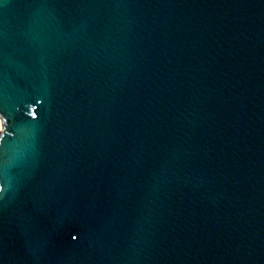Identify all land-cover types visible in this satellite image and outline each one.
<instances>
[{
	"label": "water",
	"instance_id": "95a60500",
	"mask_svg": "<svg viewBox=\"0 0 264 264\" xmlns=\"http://www.w3.org/2000/svg\"><path fill=\"white\" fill-rule=\"evenodd\" d=\"M0 117V264H264V0H0Z\"/></svg>",
	"mask_w": 264,
	"mask_h": 264
},
{
	"label": "clouds",
	"instance_id": "9594fccd",
	"mask_svg": "<svg viewBox=\"0 0 264 264\" xmlns=\"http://www.w3.org/2000/svg\"><path fill=\"white\" fill-rule=\"evenodd\" d=\"M4 132V128H3V118L0 117V134H2ZM3 138V135H0V139ZM0 191H2V186H0Z\"/></svg>",
	"mask_w": 264,
	"mask_h": 264
},
{
	"label": "snow or ice",
	"instance_id": "6c2138e0",
	"mask_svg": "<svg viewBox=\"0 0 264 264\" xmlns=\"http://www.w3.org/2000/svg\"><path fill=\"white\" fill-rule=\"evenodd\" d=\"M3 137H4V136H3ZM0 140H2V139H0ZM76 238H77L76 236H73V237H72L73 240H75Z\"/></svg>",
	"mask_w": 264,
	"mask_h": 264
},
{
	"label": "bare ground",
	"instance_id": "6f19581e",
	"mask_svg": "<svg viewBox=\"0 0 264 264\" xmlns=\"http://www.w3.org/2000/svg\"><path fill=\"white\" fill-rule=\"evenodd\" d=\"M1 135V134H0Z\"/></svg>",
	"mask_w": 264,
	"mask_h": 264
}]
</instances>
